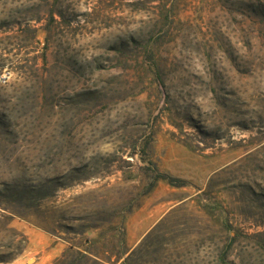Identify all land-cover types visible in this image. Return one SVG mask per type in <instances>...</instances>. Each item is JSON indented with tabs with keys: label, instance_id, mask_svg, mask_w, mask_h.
Here are the masks:
<instances>
[{
	"label": "rangeland",
	"instance_id": "374dc122",
	"mask_svg": "<svg viewBox=\"0 0 264 264\" xmlns=\"http://www.w3.org/2000/svg\"><path fill=\"white\" fill-rule=\"evenodd\" d=\"M2 73L0 264H264V0H0Z\"/></svg>",
	"mask_w": 264,
	"mask_h": 264
},
{
	"label": "crops",
	"instance_id": "0c3cea01",
	"mask_svg": "<svg viewBox=\"0 0 264 264\" xmlns=\"http://www.w3.org/2000/svg\"><path fill=\"white\" fill-rule=\"evenodd\" d=\"M29 236V246L18 264H50L64 249V244L53 243L52 239L42 231H29ZM29 258H33V261L28 263Z\"/></svg>",
	"mask_w": 264,
	"mask_h": 264
},
{
	"label": "trees",
	"instance_id": "16d2710c",
	"mask_svg": "<svg viewBox=\"0 0 264 264\" xmlns=\"http://www.w3.org/2000/svg\"><path fill=\"white\" fill-rule=\"evenodd\" d=\"M163 180L166 181L172 185H177L178 183L175 182V179H173L172 177L168 176L165 173L159 172L158 170L155 172V174L151 177L150 182H149V191L151 189H153L155 187V185L157 184L158 181ZM70 248H72V246L70 245Z\"/></svg>",
	"mask_w": 264,
	"mask_h": 264
},
{
	"label": "built area",
	"instance_id": "2783aa9c",
	"mask_svg": "<svg viewBox=\"0 0 264 264\" xmlns=\"http://www.w3.org/2000/svg\"><path fill=\"white\" fill-rule=\"evenodd\" d=\"M2 76H4V74H3V73H2V74H0V78H1Z\"/></svg>",
	"mask_w": 264,
	"mask_h": 264
}]
</instances>
